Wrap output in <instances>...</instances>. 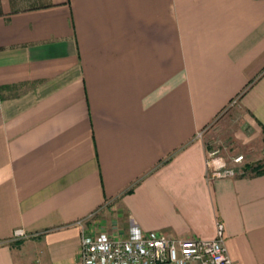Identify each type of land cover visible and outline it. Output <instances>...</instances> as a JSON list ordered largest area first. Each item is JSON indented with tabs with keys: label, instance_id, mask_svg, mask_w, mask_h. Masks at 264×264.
I'll return each mask as SVG.
<instances>
[{
	"label": "crops",
	"instance_id": "0c3cea01",
	"mask_svg": "<svg viewBox=\"0 0 264 264\" xmlns=\"http://www.w3.org/2000/svg\"><path fill=\"white\" fill-rule=\"evenodd\" d=\"M90 213L264 264V0H0V264H80Z\"/></svg>",
	"mask_w": 264,
	"mask_h": 264
},
{
	"label": "built area",
	"instance_id": "2783aa9c",
	"mask_svg": "<svg viewBox=\"0 0 264 264\" xmlns=\"http://www.w3.org/2000/svg\"><path fill=\"white\" fill-rule=\"evenodd\" d=\"M236 100L233 98L228 105ZM205 129L197 132V136H201ZM244 159L243 153L225 156L221 145L207 146L205 152L207 173L213 172L216 176L242 172ZM93 215L90 213L75 221L81 228L80 264H233L225 245L224 224L220 220L216 222V235L211 239L168 236L157 231L135 236H111L105 231H87L86 224ZM34 235L23 228H16L0 243Z\"/></svg>",
	"mask_w": 264,
	"mask_h": 264
},
{
	"label": "rangeland",
	"instance_id": "374dc122",
	"mask_svg": "<svg viewBox=\"0 0 264 264\" xmlns=\"http://www.w3.org/2000/svg\"><path fill=\"white\" fill-rule=\"evenodd\" d=\"M245 156V155H244Z\"/></svg>",
	"mask_w": 264,
	"mask_h": 264
}]
</instances>
